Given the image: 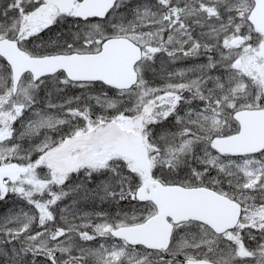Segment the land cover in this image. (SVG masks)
I'll list each match as a JSON object with an SVG mask.
<instances>
[{
  "label": "snow or ice",
  "instance_id": "6c2138e0",
  "mask_svg": "<svg viewBox=\"0 0 264 264\" xmlns=\"http://www.w3.org/2000/svg\"><path fill=\"white\" fill-rule=\"evenodd\" d=\"M0 264H264V0H0Z\"/></svg>",
  "mask_w": 264,
  "mask_h": 264
}]
</instances>
